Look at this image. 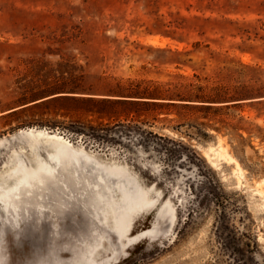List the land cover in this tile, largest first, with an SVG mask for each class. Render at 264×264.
Wrapping results in <instances>:
<instances>
[{
    "label": "rangeland",
    "instance_id": "rangeland-1",
    "mask_svg": "<svg viewBox=\"0 0 264 264\" xmlns=\"http://www.w3.org/2000/svg\"><path fill=\"white\" fill-rule=\"evenodd\" d=\"M129 79L264 86V0H0V264H264V98L39 103Z\"/></svg>",
    "mask_w": 264,
    "mask_h": 264
},
{
    "label": "trees",
    "instance_id": "trees-1",
    "mask_svg": "<svg viewBox=\"0 0 264 264\" xmlns=\"http://www.w3.org/2000/svg\"><path fill=\"white\" fill-rule=\"evenodd\" d=\"M127 82L128 87L119 85L120 92L112 97H97L91 94L70 96L69 93H79L78 91L80 90L75 89L71 92L60 91L58 94L43 98L39 103L48 105L70 101L78 102L84 104L88 112L97 114L101 119L118 120L128 118L133 113L135 115H141V113L150 110L163 111L164 108L174 105L173 102L175 100L199 101L211 109L212 105L215 104H227L226 106L232 105L236 107L245 101L264 98V86L245 90H238L237 87L231 90V88L222 85L208 87L190 84V86H195L196 88L189 89L188 94H182L172 92L165 85L158 82L148 83L145 80L134 81L131 79L127 80ZM39 103L31 106L38 105ZM14 112H17V110Z\"/></svg>",
    "mask_w": 264,
    "mask_h": 264
},
{
    "label": "bare ground",
    "instance_id": "bare-ground-1",
    "mask_svg": "<svg viewBox=\"0 0 264 264\" xmlns=\"http://www.w3.org/2000/svg\"><path fill=\"white\" fill-rule=\"evenodd\" d=\"M222 149H223V148H222ZM119 233H120V236L122 237V236L125 234L124 229L119 228ZM149 233H150L149 230L143 231V232H141V233L135 235L133 239H136V238H138V237L146 236V235L149 234ZM123 247H124V246H123Z\"/></svg>",
    "mask_w": 264,
    "mask_h": 264
}]
</instances>
